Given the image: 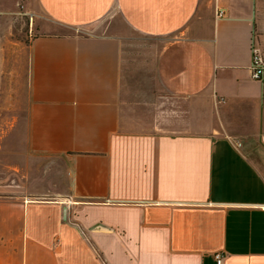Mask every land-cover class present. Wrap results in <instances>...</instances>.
<instances>
[{
  "label": "crops",
  "instance_id": "1",
  "mask_svg": "<svg viewBox=\"0 0 264 264\" xmlns=\"http://www.w3.org/2000/svg\"><path fill=\"white\" fill-rule=\"evenodd\" d=\"M26 7L19 70L0 21V148L25 153L0 264H264V0Z\"/></svg>",
  "mask_w": 264,
  "mask_h": 264
},
{
  "label": "rangeland",
  "instance_id": "2",
  "mask_svg": "<svg viewBox=\"0 0 264 264\" xmlns=\"http://www.w3.org/2000/svg\"><path fill=\"white\" fill-rule=\"evenodd\" d=\"M27 1L28 0H0V11H5L3 16L0 17V21H2L4 25H8L10 30L9 42L12 41L13 43H17L14 45L13 49L9 46L10 55L11 51L13 52V55H11L12 61L10 65L13 70L16 68H18V70L20 69L22 58L24 59V55H26V50L24 49L26 48V45L29 44L31 36H33L35 32L34 15L27 10ZM1 34L2 32L0 28V37ZM15 60L18 62H15ZM2 131L3 132L1 134L6 135L9 130L8 128H4ZM27 161H29L28 165H31L32 167H34V165H39V162H36L38 159H31V157H29ZM24 162L25 153L13 155L8 151H4L3 146L0 148V164L2 166L14 164L24 166Z\"/></svg>",
  "mask_w": 264,
  "mask_h": 264
},
{
  "label": "built area",
  "instance_id": "3",
  "mask_svg": "<svg viewBox=\"0 0 264 264\" xmlns=\"http://www.w3.org/2000/svg\"><path fill=\"white\" fill-rule=\"evenodd\" d=\"M224 12L223 9L219 10L218 16L222 17ZM252 59V77L257 81H260L264 78V56L255 44L252 46ZM215 257L217 264H225L224 261L226 254L217 252Z\"/></svg>",
  "mask_w": 264,
  "mask_h": 264
}]
</instances>
